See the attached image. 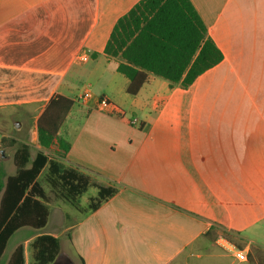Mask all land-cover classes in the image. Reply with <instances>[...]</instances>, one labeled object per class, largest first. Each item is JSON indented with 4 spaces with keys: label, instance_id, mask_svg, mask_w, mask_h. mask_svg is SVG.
Returning a JSON list of instances; mask_svg holds the SVG:
<instances>
[{
    "label": "crops",
    "instance_id": "obj_1",
    "mask_svg": "<svg viewBox=\"0 0 264 264\" xmlns=\"http://www.w3.org/2000/svg\"><path fill=\"white\" fill-rule=\"evenodd\" d=\"M138 1L0 0V113L70 99L69 149L44 153L92 183L17 229L2 264L17 247L23 264H264V0H190L221 61L187 87L148 73L132 95L103 50ZM86 89L109 105L78 101ZM97 186L116 192L92 207Z\"/></svg>",
    "mask_w": 264,
    "mask_h": 264
},
{
    "label": "trees",
    "instance_id": "obj_2",
    "mask_svg": "<svg viewBox=\"0 0 264 264\" xmlns=\"http://www.w3.org/2000/svg\"><path fill=\"white\" fill-rule=\"evenodd\" d=\"M103 52L118 60L116 70L129 80L126 91L132 95L148 73L164 78L170 86L187 87L222 59L190 0H139L117 18ZM72 104L62 96L51 98L36 120L39 148L34 157L30 158L22 144L25 156L16 159L15 173L8 175L0 167V260L17 229L41 228L46 223L49 199L37 180L45 167L47 183L74 207L92 185L82 171L66 167L44 153L48 150L63 157L68 151L69 143L58 132ZM26 162L29 164L23 166ZM97 189L92 207L116 192L114 187ZM7 264H23L21 247L12 252Z\"/></svg>",
    "mask_w": 264,
    "mask_h": 264
},
{
    "label": "rangeland",
    "instance_id": "obj_3",
    "mask_svg": "<svg viewBox=\"0 0 264 264\" xmlns=\"http://www.w3.org/2000/svg\"><path fill=\"white\" fill-rule=\"evenodd\" d=\"M39 109L40 106L31 107V109L17 107L0 113V121H3V123H0V167H2L7 174H11L15 171L18 166L16 159L20 160L21 156H25L24 149L20 148L22 144H25L22 141L26 142L25 145L30 157H34L35 152L39 147L36 131V116ZM5 118H7V120H5ZM72 121L74 122V120L68 118V120L65 121L63 128L69 127L70 123L73 126L74 123ZM22 151H24V153ZM28 164L29 163L26 162L23 166H27ZM37 180L46 191L49 199L48 202L50 201V212L52 213L54 211V205L57 203L55 201L58 199L56 190L47 183L45 171ZM89 193L81 198V203L85 204L86 196L89 195ZM68 222L69 220L66 219L61 225L68 224ZM52 225V222L48 223L45 228H42L41 232L50 231L58 234L61 225L54 226V228ZM21 231L22 230H18L9 238L0 264H2V261L8 256L10 248L12 245H15Z\"/></svg>",
    "mask_w": 264,
    "mask_h": 264
},
{
    "label": "built area",
    "instance_id": "obj_4",
    "mask_svg": "<svg viewBox=\"0 0 264 264\" xmlns=\"http://www.w3.org/2000/svg\"><path fill=\"white\" fill-rule=\"evenodd\" d=\"M78 101L81 102H93L95 105H97L98 108H104L109 105V101L106 97L102 95H95L90 90L86 89L80 93V95L77 97ZM120 115H123L121 111H119ZM130 123L132 125H139V120L136 117H133L130 120ZM231 251V255L233 256L234 260L237 262H243L247 259V254L242 249H237L235 247L229 248Z\"/></svg>",
    "mask_w": 264,
    "mask_h": 264
}]
</instances>
